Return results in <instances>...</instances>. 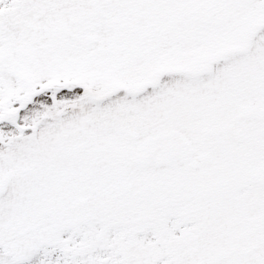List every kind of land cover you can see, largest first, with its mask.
Returning a JSON list of instances; mask_svg holds the SVG:
<instances>
[{"label":"snow or ice","instance_id":"snow-or-ice-1","mask_svg":"<svg viewBox=\"0 0 264 264\" xmlns=\"http://www.w3.org/2000/svg\"><path fill=\"white\" fill-rule=\"evenodd\" d=\"M0 264H264V0H0Z\"/></svg>","mask_w":264,"mask_h":264}]
</instances>
